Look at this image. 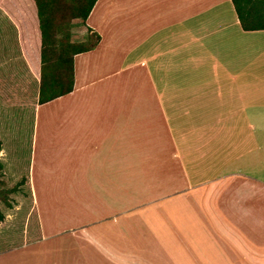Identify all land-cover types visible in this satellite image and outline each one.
<instances>
[{
    "label": "crops",
    "instance_id": "1",
    "mask_svg": "<svg viewBox=\"0 0 264 264\" xmlns=\"http://www.w3.org/2000/svg\"><path fill=\"white\" fill-rule=\"evenodd\" d=\"M73 21L72 42L90 32L100 40L73 57L72 91L35 108V122L44 106L60 110L49 115L67 124L56 132L61 149L52 155L65 163L30 166L38 237L4 251L0 264H264V30L244 31L231 0H97L82 24ZM169 121L182 122L175 129L179 145ZM206 121L231 122L224 137L242 153L228 161L237 162L232 172L192 182L184 160L198 153L201 164L208 147L201 138L209 133L217 150L220 131L210 126L193 149L184 122ZM168 152L182 173L160 184L167 195L156 197L172 202L160 212L167 224H128V216L141 218L127 207L132 190L139 182L158 185L148 173L128 176L130 170L154 174L156 165L169 164ZM35 167L40 183L42 177L67 186L65 205L81 206L70 225L46 224ZM173 213L177 226L168 224ZM170 229L178 243L167 235L155 239ZM137 250L144 261H137Z\"/></svg>",
    "mask_w": 264,
    "mask_h": 264
},
{
    "label": "rangeland",
    "instance_id": "2",
    "mask_svg": "<svg viewBox=\"0 0 264 264\" xmlns=\"http://www.w3.org/2000/svg\"><path fill=\"white\" fill-rule=\"evenodd\" d=\"M82 23L83 22L80 20H74L73 26H77L78 24ZM75 40L78 41L79 39L75 38ZM20 52L21 55H23L22 50ZM36 56L34 55V60L36 59ZM14 60L15 61L12 65L6 67L0 72V142L2 144L0 151V160L6 165L5 176L3 178L6 182L5 188H11L18 182H20L21 178L24 177L23 173L25 171L28 173L29 185L32 193V183H30V166L33 164V162H36L38 164L40 160L53 161L55 162V164L60 163L61 166L63 165V163H65L62 160H57L56 156L52 155V152L54 150L60 151L61 146H57V144L55 143L57 137L56 132L59 133V129L65 130L67 124L66 126L61 127L60 124L58 125L57 121H50L49 115L59 114L58 112L60 111L52 107L53 105L42 107L40 112L38 113V119H36L35 122V112L37 111L35 110L37 106V100H35V97L38 89L37 80H39V72H37V70L34 68L33 70H31V67L32 64L37 65V62L28 63L31 73L28 71L30 79H27V71H24V68L19 65L17 58H15ZM27 60H29V58H27ZM169 122L172 127L171 136H174L172 138L179 145L182 140L179 139L175 129L177 128L176 123L181 124L182 122ZM184 125L189 133V135L185 138V142L187 145H192L193 149L200 145L197 135L202 134L203 131L209 132L210 126H215L217 130L220 131L219 138L217 137V140L219 141H217V146L219 147V149L217 150L214 149L216 147L215 141H213L212 143L208 142V140L210 139L209 133H205L207 134V136L201 138L202 145L208 144V147L202 148L203 156L201 157V164L196 162L195 160V158L198 157V153L193 154V152H191L192 155L188 156V158L184 160L185 170L188 171L192 182H198L201 180L211 181L212 179H216L215 177L223 172L224 174L232 172L231 170L237 162H234L235 165H230L228 161L233 159L237 155H241L242 152L241 147L236 148L235 150H233V148L231 147H228L230 145H227L228 142L226 141V136L224 137V135H226V131L229 130L227 129V126H230L231 122H184ZM198 125L200 126V130L195 129V127H198ZM17 128H21L22 132L19 135V144L16 145L17 147L13 155L12 147L9 146L11 142L10 134L12 133V131L15 133L14 137H12V142L15 138L17 140V134L19 132ZM191 131H193L192 134ZM35 136H37L36 147ZM172 150L173 149L170 148V151ZM157 155L161 157V154ZM169 155L170 152H168L167 154L165 153V160H167L169 164L161 169H159V166L156 165L157 168L155 167L156 171L154 174L151 173L154 169L130 170L128 176H133L134 179H141L142 177H146L148 173L149 176L158 178V183H156L158 185H156L155 189L151 185L147 187L146 184L139 182V186H137L138 189L132 190L136 195L132 199V202H126L127 207H136L135 210L137 211L135 213L139 214L141 218L131 219V217L128 216V224L132 226H141L144 224L145 226H157L160 228L167 224L166 217L162 215L163 213L160 212L167 213L172 202H165L162 200L157 201L156 197H163L167 195V186H161L166 179L181 175L182 173L179 169L178 161L176 159H170ZM261 156L264 157V152L261 154ZM226 161L228 163V167L225 170V167L227 165ZM187 171L185 172V174L187 173ZM62 172L65 173V170L63 168L60 173ZM34 173L35 183L37 187L39 186L38 192H42L38 197L40 202V209L43 214L42 216L43 219L46 220V224H52L53 226L56 224L61 226H65L66 224L70 225L73 219L76 218V216L80 212H82L81 206L74 207L72 205L73 201L71 199V202H69L68 205H65V200L68 195L67 186H57L55 184H52L53 182L51 180L49 182H46V179L42 177L40 178V183L39 181H37L36 167ZM44 182H46V184H44ZM212 182L215 183L217 181L214 180ZM206 188H210L209 183L206 187H204V190H206ZM124 190H130V186H124ZM10 196V206H6L4 203L0 202V242L3 236L17 241L18 236L16 235L26 229L27 220L32 213L31 209L28 211L30 205L33 206L36 219L38 220L36 206L34 205L30 195L28 197L27 189L24 184H22V186L18 188L17 192L10 194ZM152 199L155 200L154 203H151ZM171 208L172 210H175L177 207L171 206ZM46 212H49V214H47ZM191 218L192 217H187L186 219L189 220ZM33 220L35 221V219ZM33 220H31L30 228L32 230H35V222H33ZM168 224H170L171 226H177L178 214H171L170 223ZM171 232L174 231L170 229L168 234L155 232L153 235L155 236V239L160 238L162 240H164L165 236L167 235L166 237H168L170 241L174 240V243H178L177 234ZM187 238L189 239V234L187 235ZM167 240L168 239L166 238L165 241ZM140 252L139 250H137V261L139 260L142 262L145 260V257H143ZM2 253L4 252H1L0 254ZM145 262L148 264H156L155 260L152 259Z\"/></svg>",
    "mask_w": 264,
    "mask_h": 264
},
{
    "label": "trees",
    "instance_id": "3",
    "mask_svg": "<svg viewBox=\"0 0 264 264\" xmlns=\"http://www.w3.org/2000/svg\"><path fill=\"white\" fill-rule=\"evenodd\" d=\"M96 1L0 0V72L12 65L15 58L27 73L33 68L36 69L39 72L35 97L38 105L70 93L73 88V57L94 49L100 40L96 33L90 32L83 42H72L71 22L76 19L84 22ZM231 1L244 31L264 30V0ZM5 12L12 15L13 21ZM21 50L24 56L21 55ZM34 55H37L35 60ZM34 62H37V65L32 64L30 70L28 63ZM26 75V78L30 79L29 73ZM17 129L19 130L17 140L15 138L12 142L15 133L12 131L10 134L9 146L12 147L13 155L22 132L21 128ZM1 146L0 142V151ZM5 170L6 165L0 160V202L10 206V194L17 192L22 184L26 186L28 197L30 195L32 199L28 173L24 171L21 181L7 189L3 179ZM30 209L32 213L27 220L26 229L15 234L18 236L17 241L3 236L0 253L30 243L38 237L34 236L38 227L35 210L31 205L28 211ZM31 220L35 222V230L30 228Z\"/></svg>",
    "mask_w": 264,
    "mask_h": 264
}]
</instances>
